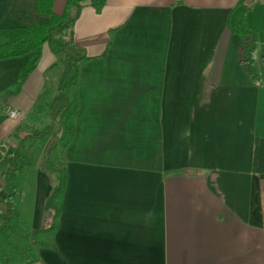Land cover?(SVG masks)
<instances>
[{"label":"crops","instance_id":"crops-1","mask_svg":"<svg viewBox=\"0 0 264 264\" xmlns=\"http://www.w3.org/2000/svg\"><path fill=\"white\" fill-rule=\"evenodd\" d=\"M66 3L55 0L54 12ZM235 4L84 6L74 41L90 60L80 69L57 249L41 250L42 264H264V87L242 70L241 40L227 26ZM263 13L257 5L249 23L262 29ZM48 21L36 0H0V28ZM28 60L0 61L1 148L44 119L63 72L46 46L17 89ZM49 192L38 172L35 230Z\"/></svg>","mask_w":264,"mask_h":264},{"label":"trees","instance_id":"trees-1","mask_svg":"<svg viewBox=\"0 0 264 264\" xmlns=\"http://www.w3.org/2000/svg\"><path fill=\"white\" fill-rule=\"evenodd\" d=\"M36 1L39 13L47 15L49 21L0 28V61L29 57L19 71L17 89L37 68L46 46L60 56L63 72L47 114L50 124L27 134L16 146L0 147V166L4 167L0 171V264H42L40 251L57 249L55 237L68 181L65 156L76 134L80 69L90 60L75 44L74 25L86 4L97 13L106 6V0H67L64 12L57 15L55 0ZM257 5L264 7V0H236L227 22L229 31L241 40V63L253 81L260 79L255 59L258 49L264 62V13L262 29L248 21ZM38 172L49 180L53 208L46 210L44 226L35 230L32 215Z\"/></svg>","mask_w":264,"mask_h":264},{"label":"rangeland","instance_id":"rangeland-1","mask_svg":"<svg viewBox=\"0 0 264 264\" xmlns=\"http://www.w3.org/2000/svg\"><path fill=\"white\" fill-rule=\"evenodd\" d=\"M261 50H259L258 49V51H257V53H256V56H255V59H256V64H257V66H258V68H259V71H260V79L258 80V81H253V82H256L257 83V85H259V87H261V88H263L264 87V73H262V70H261V63H260V60H259V58L261 59ZM58 57V56H57ZM58 59H60L61 60V58H60V56L58 57ZM263 60V59H262ZM60 63V62H59ZM264 63V62H263ZM62 64V63H61ZM243 70V72H244V74L246 75V72H245V70H244V68L242 69ZM251 80V79H250ZM57 86H58V84L56 85V92H57ZM56 92H55V94L54 95H52L51 96V101H50V104L46 107V109H45V113L43 114V117H44V119L43 120H41L40 121V123L38 122L37 124H38V126H36L34 129L33 128H31L30 130H29V132L30 133H34V132H37V131H40V130H42V129H44L46 126H48L49 124H50V122H51V120L49 119V118H47V114H48V112H49V109H50V105H51V103H52V101H53V99H54V97H55V95H56ZM33 129V130H32ZM3 166H0V171L1 170H3ZM6 193V192H5ZM50 193H51V189H50V192H49V197L47 198V200H46V210H50L51 208H53V202L51 201V199H50ZM2 198V194H1V196H0V199ZM48 214H49V212H48Z\"/></svg>","mask_w":264,"mask_h":264},{"label":"built area","instance_id":"built-area-1","mask_svg":"<svg viewBox=\"0 0 264 264\" xmlns=\"http://www.w3.org/2000/svg\"><path fill=\"white\" fill-rule=\"evenodd\" d=\"M17 116H18V113H17V112H12V113H11V117H12V118H16Z\"/></svg>","mask_w":264,"mask_h":264}]
</instances>
